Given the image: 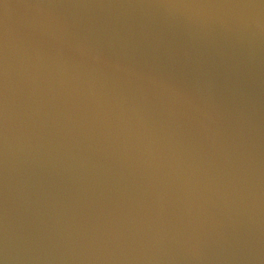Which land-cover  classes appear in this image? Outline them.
<instances>
[{"label": "water", "instance_id": "water-1", "mask_svg": "<svg viewBox=\"0 0 264 264\" xmlns=\"http://www.w3.org/2000/svg\"><path fill=\"white\" fill-rule=\"evenodd\" d=\"M0 264H264V0H0Z\"/></svg>", "mask_w": 264, "mask_h": 264}]
</instances>
